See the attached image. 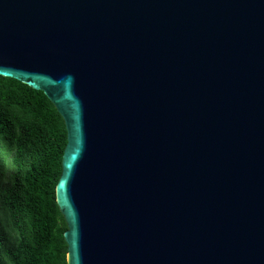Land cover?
Masks as SVG:
<instances>
[{
    "label": "water",
    "instance_id": "obj_1",
    "mask_svg": "<svg viewBox=\"0 0 264 264\" xmlns=\"http://www.w3.org/2000/svg\"><path fill=\"white\" fill-rule=\"evenodd\" d=\"M0 76L63 119L67 264H264V0H0Z\"/></svg>",
    "mask_w": 264,
    "mask_h": 264
},
{
    "label": "trees",
    "instance_id": "obj_2",
    "mask_svg": "<svg viewBox=\"0 0 264 264\" xmlns=\"http://www.w3.org/2000/svg\"><path fill=\"white\" fill-rule=\"evenodd\" d=\"M66 142L49 99L0 76V264H67L55 197Z\"/></svg>",
    "mask_w": 264,
    "mask_h": 264
}]
</instances>
